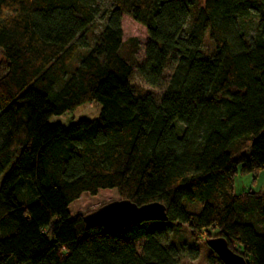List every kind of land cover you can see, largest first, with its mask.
<instances>
[{
    "label": "trees",
    "instance_id": "1",
    "mask_svg": "<svg viewBox=\"0 0 264 264\" xmlns=\"http://www.w3.org/2000/svg\"><path fill=\"white\" fill-rule=\"evenodd\" d=\"M122 15L146 30L147 86L173 64L158 103L130 84ZM98 17V0H0V264H179L169 226L264 264V187L234 190L264 169V0H114L91 44ZM86 104L96 118L49 123ZM107 190L167 221L70 216Z\"/></svg>",
    "mask_w": 264,
    "mask_h": 264
},
{
    "label": "rangeland",
    "instance_id": "2",
    "mask_svg": "<svg viewBox=\"0 0 264 264\" xmlns=\"http://www.w3.org/2000/svg\"><path fill=\"white\" fill-rule=\"evenodd\" d=\"M114 0H98V7L100 16L89 28L86 38L88 42L93 44L96 36L104 27V14L110 9ZM122 42L124 43L122 53L131 61L133 65L132 76L130 77V84L134 88L135 95L139 97L150 96L156 103H158L162 95L166 83L172 72L173 64L168 63L161 81L156 88L147 86L137 75L136 68L144 61L145 46L148 40L146 30L135 23L130 17L122 15L121 17ZM131 40H135V43ZM210 46L206 44L203 48L204 52H208ZM84 55V50H79L75 58L72 60L68 69L76 66L77 61ZM3 58L0 53V74L4 71ZM99 107L96 104H86L71 112L64 114L61 117H55L49 121L50 124H61L67 126L79 120L94 119L98 116ZM264 187V169L256 174L237 173L234 177V190L237 193L241 192H259ZM119 200L114 190L99 191L95 197L83 194L77 201L68 207V212L71 217L86 216L103 205ZM169 242L173 243L182 252V258L179 264H221L218 258L207 247L206 244L200 242L193 244L190 238L189 231L183 227L181 229L175 226H169ZM139 244H137L138 248Z\"/></svg>",
    "mask_w": 264,
    "mask_h": 264
},
{
    "label": "water",
    "instance_id": "3",
    "mask_svg": "<svg viewBox=\"0 0 264 264\" xmlns=\"http://www.w3.org/2000/svg\"><path fill=\"white\" fill-rule=\"evenodd\" d=\"M82 221L85 229L100 226L108 232H117L144 222H165L167 216L165 207L160 203L138 207L130 201L117 200L82 216ZM206 245L222 264H245L244 259L231 251L222 238L210 239Z\"/></svg>",
    "mask_w": 264,
    "mask_h": 264
}]
</instances>
